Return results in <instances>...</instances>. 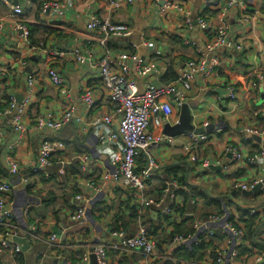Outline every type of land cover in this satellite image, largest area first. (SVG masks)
<instances>
[{
  "label": "crops",
  "instance_id": "1",
  "mask_svg": "<svg viewBox=\"0 0 264 264\" xmlns=\"http://www.w3.org/2000/svg\"><path fill=\"white\" fill-rule=\"evenodd\" d=\"M16 1V5L10 3V6L21 8L20 16H13L11 7L0 0V20L3 22L0 31V99L4 93L16 102L11 113L0 112V167L3 171L0 180L14 187L8 197L13 225L20 232L30 227H35L36 232L32 242L25 241V251L18 257L6 253L0 257L1 264H79L88 254L89 247L110 244L112 231L131 236L140 223H146L150 228L158 257H172L167 243L172 237L173 226L183 230L179 233L181 235L191 231L190 218L183 216L192 212L191 199L196 201L193 213L199 217L215 214L213 202L216 200L223 210H227L225 217L231 220H240L235 206L241 202L246 204L241 206L258 207L253 202L263 197H244L234 190L233 185L249 182L262 173L234 161L228 150L245 157L263 151L261 144L245 136V131L254 130L259 135L256 136L264 140L261 136L264 131V0H246L240 7L225 12L226 0H172L182 10L171 9L165 16L160 14L162 3L153 4L149 0H133L117 10L109 8L110 0H67L59 10L46 12L41 10V1L60 0ZM222 13L225 14L228 40L232 45H240L241 52L225 47L219 49L216 71L209 81L197 79L186 104L174 110L169 123L161 128H150L154 135H164L166 126L173 128L180 124L186 113L189 116L190 130L172 137L175 138L174 144H163L151 151L157 169L145 192L146 197L158 196L163 186L161 181L171 179L166 170L178 167L184 179L183 183H178L183 220L176 223L163 221L147 212L137 213L138 220L133 219L131 206L135 204L136 193L103 179L114 171L111 163L113 156L121 151V142H104L101 137L116 133L120 118L115 116L108 126L93 125L95 118L114 114L109 94L99 80L96 63L106 53L113 57L136 54L144 63L150 62L154 66L151 74L141 77L135 72V65L130 64L132 80L140 91L151 83L162 85L170 63L178 68L186 60L195 58L194 49L185 43L203 48L213 39V29ZM92 16L112 24L126 25L132 35L128 39L114 38L102 43V35L86 29ZM199 17L205 18L208 31L198 28L196 20ZM187 19L191 21L189 27L185 24ZM20 22L31 34L29 44L16 29ZM74 51L86 58L85 64L77 63L70 56ZM50 68L57 70L64 81L63 87L56 88L51 84L47 76ZM28 77H33L31 87L27 85ZM228 85L238 90L236 101L228 99ZM86 92L92 93L94 101L89 110L83 103ZM2 103L0 100V105ZM70 105L75 108V118L61 132L54 134L34 129L38 119L59 118ZM18 109H22V134L12 126ZM206 128H209L204 131L208 141L197 151L203 165L200 162L192 165L182 150L186 142L184 135L196 134V130ZM57 139L62 142L63 150L52 156L51 165L44 174L29 176L25 184L19 176L9 175L10 147H13L11 157L24 173H28L35 165L42 141ZM144 159H139L137 172L143 168ZM60 171L64 173L62 176ZM89 183L97 191L90 189ZM78 195L87 199L88 225L85 227H78L70 221ZM183 195L188 198L187 203ZM233 201L238 205L233 206ZM262 220L257 239L264 246ZM213 227L216 229V223ZM51 236L56 237L58 244L53 249L48 245ZM204 246L202 256L206 257L207 254L213 255L217 248H224L225 242L219 237L205 242ZM109 257L112 264L141 263L137 256H119L110 252ZM163 262L160 258L153 264Z\"/></svg>",
  "mask_w": 264,
  "mask_h": 264
},
{
  "label": "built area",
  "instance_id": "2",
  "mask_svg": "<svg viewBox=\"0 0 264 264\" xmlns=\"http://www.w3.org/2000/svg\"><path fill=\"white\" fill-rule=\"evenodd\" d=\"M39 1V0H32ZM133 0H110L109 8L119 9L125 4H131ZM153 4L162 3L160 10L161 16H165L171 9L181 11V7L172 2V0H149ZM7 7H11L10 3L3 0ZM67 0L60 1H42L41 8L43 12L50 9L59 10ZM246 0H226V6L223 12L231 8L240 7ZM13 16L22 15V9L19 7H11ZM222 13L218 19L217 26L213 29V39L203 48H199L196 44L187 42L185 45L194 49L195 58L183 63L179 68L177 80L166 85L156 86L148 84L147 87L140 91L136 83L132 80V70L130 64H134L135 72L146 77L154 70V66L149 63H144L136 54H120L113 57L110 54H105L96 63L98 77L102 87L108 92L110 103L114 107L112 116L97 117L93 121V125L108 126L115 116L120 118L119 127L116 133H111L101 137V141L121 142V151L116 153L112 159V167L114 171L105 175L103 179L114 185H121L136 193L135 208L138 214L145 212L157 216L159 219L166 221L173 220L178 222L183 220L182 217H188L191 221V231L187 235H175L168 241L169 253L172 254L177 250H190L196 248L200 243L213 241L221 237L225 242L224 248H217L214 254H207L206 257L197 264H264V252L248 246L244 242L243 225L239 220L230 221L226 217L227 210H223L222 214L209 215L206 218H201L191 212L181 216L178 211L181 209L180 188L175 179L163 181L161 192L158 196L151 198L146 197L145 192L148 189V182L152 179L153 172L157 169L154 159L151 157V151L157 149L163 144H174L175 138L166 137L164 135H154L150 128H161L168 124L174 110L181 109L187 101L189 93H191L194 83L197 79H202L204 82L214 75L218 64L216 52L225 47L233 49L234 52H241L240 45H232L228 40L227 28L225 26ZM186 26H190L191 21L186 20ZM196 24L201 31H208V25L205 18H197ZM3 28V22L0 20V31ZM16 29L20 32L21 38L27 43L29 32L23 23H19ZM86 29L89 32L102 35V43L108 39H128L132 35V31L126 25L112 24L108 21L100 20L92 16L86 24ZM70 56L79 64H85L86 58L78 51L70 52ZM47 76L51 84L56 88L64 86V81L59 76L57 70L50 68ZM27 85H33V77H28ZM255 88V85H252ZM227 97L231 101L238 99V90L233 85L226 87ZM9 107L5 113H11L16 108V102L10 98ZM83 103L87 110L94 104L91 92H86L83 96ZM75 108L70 105L68 109L59 118L45 117L38 119L34 125V129L38 131H50L54 134L61 132L75 118ZM22 109H18L17 115L12 119V126L19 134L24 132V127L21 123ZM264 123V120H263ZM258 135L254 130H246L245 136ZM259 136V135H258ZM264 137V131L261 133ZM186 141L182 145V150L185 156L189 159L192 165L203 163L197 156V151L200 145H204L208 141V135L188 133L184 135ZM1 145V138H0ZM13 147H10V159L7 164V172L10 176H19L24 184L29 176L44 174L46 168L51 165V158L54 154L63 150V144L60 140L42 141L36 155L35 165L28 173H24L17 161L11 157ZM228 153L233 155V160L243 163L252 171H259L261 176L249 182H236L233 185L235 191L251 192L258 185L261 189L255 196L264 198V153L260 151L253 156H243L228 150ZM145 158L143 168L137 172V159ZM208 167L207 164L204 165ZM63 171L59 175H63ZM90 189H97L92 184H87ZM14 189L13 185L0 180V257L6 253L19 255L22 253V246L15 242V239L22 238L25 241L35 239V227H30L27 231H19L13 225V216L10 211L11 202L9 196ZM254 197V196H252ZM75 210L70 217V221L78 227L88 225L86 216L87 199L83 195L75 197ZM194 202L191 201V204ZM244 209L249 216L263 215L264 204L256 208L246 206H235ZM26 214V213H25ZM226 216V217H225ZM222 222V225L219 223ZM216 223V229L213 224ZM110 244H98L89 247L86 254L79 264H87L90 255L96 257L97 264H112L108 255L112 252L119 256H137L140 264H153L157 259L163 258L164 263H175L176 259L171 256L158 257L156 243L149 235L147 228L140 223L135 233L131 236L122 231H112L110 233ZM49 247L51 249L58 246L55 236L49 239ZM242 250H245V255H242Z\"/></svg>",
  "mask_w": 264,
  "mask_h": 264
},
{
  "label": "trees",
  "instance_id": "3",
  "mask_svg": "<svg viewBox=\"0 0 264 264\" xmlns=\"http://www.w3.org/2000/svg\"><path fill=\"white\" fill-rule=\"evenodd\" d=\"M41 4H42V1L40 2V5ZM41 10H42V8H41ZM28 32H29V30H28ZM30 40H31V34L29 32L28 43L30 42ZM188 60H186V61H188ZM182 65L177 68V66H175V64H171L170 63L168 65L167 73L163 77V82L164 83L162 85H166V84H170V83L175 82L177 80V77H178L179 68H181ZM1 97L3 99H0V100L3 103H2V105H0V112L1 111L4 112L9 107L10 98H9V96L6 97L4 93L1 95ZM263 120H264V118H263ZM252 155H254V154H252ZM2 172L3 171L1 170V167H0V173H2ZM166 173L169 176V178L175 179L178 183H183V180H184L183 179V174H181V171L178 170V167L169 168V169L166 170ZM164 180H166V179H163L161 181V183H163ZM183 196H184V202L187 203L188 202V198L186 197V195H183ZM207 200H209V199L207 198ZM190 201H193L194 202L193 204L190 203V206H191L190 211L195 212L194 211L195 210L194 207L196 205V201L193 200V199H191ZM260 201H261L262 204H264V199H262ZM213 205L216 208V213L215 214H222L223 208H221V203L218 200H216L215 202H213ZM131 211H132V218L138 220L139 216L137 215V210H136L135 206H133V207L131 206ZM178 211L180 212L181 215L183 214L182 209L181 210L179 209ZM236 211L239 212V215H240L239 223H241L243 225V228L242 229L244 231V242L248 246L255 247V248H257L259 250L261 249V251H263L264 246H262L260 244V242L258 241L257 234L262 229L260 227H261V225L263 223V220L262 219H264V213H263L262 216L261 215L260 216L259 215L249 216L248 213H246V211L244 209H241L239 207H236ZM206 217L207 216H204V217H201V218H206ZM140 218L142 219L143 216H141ZM231 219H229V220L230 221H233ZM188 221H192V220L189 219ZM144 226L147 227L146 223H144ZM173 227H174V231H173L172 236L181 235L179 233H181L183 230H181L180 228H178L179 226H176V225L173 226ZM147 230H148V233L150 235V228L147 227ZM2 231L3 230L0 228V232H2ZM30 242H32V241H30ZM204 244L205 243H200L196 248H193V249H190V250H186V249L185 250H177V251H175L173 253L172 257H174L176 260H181V261H186V262L187 261L199 262V261H201L203 259L202 253H203L204 248H205ZM261 247H263V248H261ZM244 253L245 252H241L242 255H245ZM109 254H110V252L108 253V255ZM19 255H17V257ZM110 259H111V257H110ZM167 264H172V263H167ZM174 264H179V263H174Z\"/></svg>",
  "mask_w": 264,
  "mask_h": 264
},
{
  "label": "water",
  "instance_id": "4",
  "mask_svg": "<svg viewBox=\"0 0 264 264\" xmlns=\"http://www.w3.org/2000/svg\"><path fill=\"white\" fill-rule=\"evenodd\" d=\"M6 2L8 3H14L13 5H16L17 1L16 0H6ZM17 103L20 104V99L18 98L17 99ZM186 116L183 117L181 120H180V124L173 127V128H170L168 126H166L164 128V131H163V134L167 137H175V136H178L180 134H182L184 131H187V130H190V127H189V116L188 114L186 113L185 114ZM209 128H206V129H198L195 131L196 134H202L204 131H208ZM249 138L252 140V141H255L259 144L262 145V149H263V153H264V140H261V138L257 137L256 135H250ZM263 184H264V179H263ZM261 189V185H258L254 188L253 191L251 192H242L241 195L244 196V197H252V196H255L258 194V192L260 191ZM236 196V193H233V196ZM15 242L18 244V245H21L22 246V252L26 250L27 248V245L25 243V240L22 239V238H17L15 239ZM0 264H1V261H0ZM90 264H97V261H96V257L95 255L91 254L90 255Z\"/></svg>",
  "mask_w": 264,
  "mask_h": 264
},
{
  "label": "rangeland",
  "instance_id": "5",
  "mask_svg": "<svg viewBox=\"0 0 264 264\" xmlns=\"http://www.w3.org/2000/svg\"><path fill=\"white\" fill-rule=\"evenodd\" d=\"M138 161H139V160L137 159V162H136V165H137V166H138ZM144 161H145V159H144ZM229 202H230V201H229ZM229 202H228V203L226 202V203L229 204ZM231 204H232L233 206H234V205H238V204H237L236 202H234V201H233ZM248 204H249V203H248ZM253 204L256 205V206H258V207L262 205V203H261L260 200L254 201ZM241 205H246V204H244V203L241 202L239 206H241ZM248 206H249V205H248ZM199 262H200V261H199ZM199 262H192V261H187V262H186V261L176 260L175 263H179V264H197V263H199ZM163 263H164V262H163ZM164 264H167V263H164ZM173 264H174V263H173Z\"/></svg>",
  "mask_w": 264,
  "mask_h": 264
}]
</instances>
